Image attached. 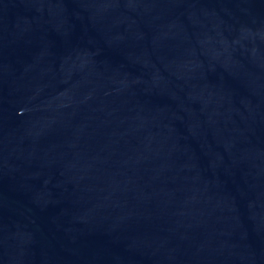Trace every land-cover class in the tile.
I'll list each match as a JSON object with an SVG mask.
<instances>
[{"label":"water","instance_id":"95a60500","mask_svg":"<svg viewBox=\"0 0 264 264\" xmlns=\"http://www.w3.org/2000/svg\"><path fill=\"white\" fill-rule=\"evenodd\" d=\"M0 264H264V0H0Z\"/></svg>","mask_w":264,"mask_h":264}]
</instances>
